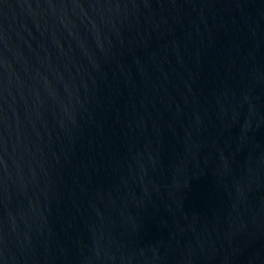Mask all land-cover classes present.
<instances>
[{"label":"water","instance_id":"95a60500","mask_svg":"<svg viewBox=\"0 0 264 264\" xmlns=\"http://www.w3.org/2000/svg\"><path fill=\"white\" fill-rule=\"evenodd\" d=\"M0 264H264V0H0Z\"/></svg>","mask_w":264,"mask_h":264}]
</instances>
